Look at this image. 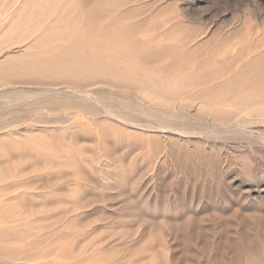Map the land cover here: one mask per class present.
<instances>
[{"label":"rangeland","instance_id":"1","mask_svg":"<svg viewBox=\"0 0 264 264\" xmlns=\"http://www.w3.org/2000/svg\"><path fill=\"white\" fill-rule=\"evenodd\" d=\"M0 204V264H264V0H0Z\"/></svg>","mask_w":264,"mask_h":264},{"label":"bare ground","instance_id":"2","mask_svg":"<svg viewBox=\"0 0 264 264\" xmlns=\"http://www.w3.org/2000/svg\"><path fill=\"white\" fill-rule=\"evenodd\" d=\"M16 2V1H15ZM2 17V16H1ZM7 199V198H6ZM14 199V198H13ZM8 202H6V204H7ZM4 204V203H3ZM1 205V204H0ZM6 208V207H5ZM4 214V213H3ZM26 251V250H25ZM26 254V253H25ZM13 255V254H12ZM17 258V257H16ZM2 259H4V258H2ZM6 259H7V257H6ZM9 259V258H8ZM14 260V259H13ZM32 260V259H31ZM7 261V263H9L8 262V260H6ZM6 261L4 260V262L6 263ZM9 261H12V260H10L9 259ZM14 263H15V261H14ZM18 263V262H17ZM21 263V262H20ZM28 263V262H27ZM2 264H3V262H2ZM26 264V263H25ZM30 264H32V263H30ZM63 264H65V263H63Z\"/></svg>","mask_w":264,"mask_h":264}]
</instances>
